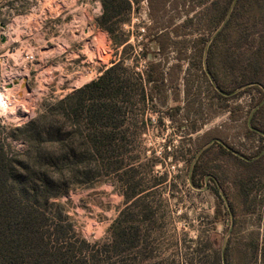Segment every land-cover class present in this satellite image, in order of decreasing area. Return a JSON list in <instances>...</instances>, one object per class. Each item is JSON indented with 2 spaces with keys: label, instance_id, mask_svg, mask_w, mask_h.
Wrapping results in <instances>:
<instances>
[{
  "label": "rangeland",
  "instance_id": "obj_1",
  "mask_svg": "<svg viewBox=\"0 0 264 264\" xmlns=\"http://www.w3.org/2000/svg\"><path fill=\"white\" fill-rule=\"evenodd\" d=\"M42 1L53 5L60 0H0L2 24ZM78 1H98L101 9L83 25L85 32L92 27L94 33L68 40L70 49L82 51V59L88 60L85 66L93 61L97 67H110L123 56V47H117L98 24L101 1ZM129 1L131 8L122 0L117 2L120 12L111 24L116 23L114 37L128 38L133 47L124 55L126 66L141 70V137L130 148L141 154V215L146 206L155 213L152 225L158 229V243L166 249L160 257L170 258L187 234L193 240L210 238L222 251L229 246L230 264H264L261 251L255 255L256 245L260 249L264 244V109L260 108L264 95L249 83L256 78L264 88V40L256 39L262 45L253 44L254 49L249 45L252 35L264 38L263 20L257 18L248 25V5L242 4L225 27L237 0L217 26L203 0H157L161 10L155 13L156 19H152L149 0ZM224 5L215 8L216 20ZM70 21V17L44 20L40 32L47 42L29 43L25 48L34 61L8 68L10 64L4 67L0 59V126L13 129L28 124L82 87L76 82L68 87L40 85L30 69L39 55L59 47L56 38L65 35L62 31ZM161 32L166 34L162 38L165 50L157 41ZM12 48L14 52L17 46ZM14 58L19 63L21 53ZM9 71L17 73L15 81H5L12 75ZM3 100L9 104L3 105ZM254 125L257 131L251 130ZM125 130L133 132L135 127L126 124L121 128ZM214 138L239 156L217 142L209 145ZM8 142L15 153L27 149L23 141ZM125 181L123 172L112 174L93 187H73L52 202L62 206L81 239L102 243L112 239L113 226L129 205ZM141 225L145 228L149 223Z\"/></svg>",
  "mask_w": 264,
  "mask_h": 264
},
{
  "label": "trees",
  "instance_id": "obj_2",
  "mask_svg": "<svg viewBox=\"0 0 264 264\" xmlns=\"http://www.w3.org/2000/svg\"><path fill=\"white\" fill-rule=\"evenodd\" d=\"M100 1L103 14L98 24L117 47H123V56L30 123L13 129L0 126V264H230L229 246L222 251L210 238L193 240L187 234L170 258L159 255L166 249L158 243V229L152 225L155 213L146 206L141 215V154L130 148L141 137V70L126 66L124 55L133 48L129 39L114 37L116 23L111 21L120 12L117 2L121 0ZM122 1L131 8L129 0ZM224 1L203 0L216 26L233 2ZM156 2L149 0L152 19L161 10ZM222 3L216 20L214 10ZM242 4L248 5V25H254L257 18L264 23V0H237L225 27ZM165 35L157 36L163 50L167 48ZM251 38L250 50L264 40ZM249 83L264 95L261 80L250 78ZM145 95L143 91L144 101ZM260 108L264 109V102ZM126 124L135 130L121 131ZM9 140L23 141L27 149L15 153ZM120 172L126 176L129 205L113 226L112 239L102 243L81 239L62 206L52 201L73 187L90 188ZM132 208L134 213L126 218ZM141 223L149 225L144 228ZM260 251L264 259V244L260 249L256 245L255 255Z\"/></svg>",
  "mask_w": 264,
  "mask_h": 264
},
{
  "label": "crops",
  "instance_id": "obj_3",
  "mask_svg": "<svg viewBox=\"0 0 264 264\" xmlns=\"http://www.w3.org/2000/svg\"><path fill=\"white\" fill-rule=\"evenodd\" d=\"M100 9L101 6L98 1L93 4H86L78 0H60L53 5L47 1L40 2L38 6L33 7L26 14L15 16L6 25L1 24L0 28L3 30V32H0V50H3L0 54V59H3L1 63H4V67L7 66L6 64H10L8 68L25 65V61H27L25 56L29 54L25 50L28 44L47 42L40 32L43 28L42 24H45L44 20L70 17V23L62 31L65 35L56 38L59 47H54L52 50L39 55L37 62L32 64L30 69L36 72L35 79L41 82L40 85L44 86L50 83L67 87L75 82L79 83L80 86L90 83L97 79L108 66L101 64L97 67L95 66L96 62L93 61L88 62V66H85L88 60L82 59V51L70 49L68 40H82L83 33L88 35L90 32V35H92L94 33L92 27H90L89 32H85L83 25L94 20L96 12H100ZM44 30L47 29L44 28ZM93 40H97V37L95 36ZM92 42L94 43V41ZM12 46H17L16 51H11ZM18 53H21L22 56L19 63L14 58ZM59 55H64L62 60H52V58ZM10 59L14 60L13 65H11ZM72 65L74 67H67ZM9 73L12 74L11 77H6L7 79L4 78V80L6 79L7 82L15 81L17 73H11L10 71Z\"/></svg>",
  "mask_w": 264,
  "mask_h": 264
},
{
  "label": "water",
  "instance_id": "obj_4",
  "mask_svg": "<svg viewBox=\"0 0 264 264\" xmlns=\"http://www.w3.org/2000/svg\"><path fill=\"white\" fill-rule=\"evenodd\" d=\"M251 129L254 130V131H257V130L254 129V128H251ZM215 142L221 144V145H222L224 148H226L228 151H230V152H232L233 154L239 156V154H238L237 152H235L234 150H232L231 148H229L225 143H223L222 141H220V140L217 139V138L212 139V140L210 141L209 145H212V144H214ZM240 157L243 158V159H245V157H243V156H240ZM246 160H248V159H246Z\"/></svg>",
  "mask_w": 264,
  "mask_h": 264
},
{
  "label": "built area",
  "instance_id": "obj_5",
  "mask_svg": "<svg viewBox=\"0 0 264 264\" xmlns=\"http://www.w3.org/2000/svg\"><path fill=\"white\" fill-rule=\"evenodd\" d=\"M25 58H26V60H28L29 62H32V61H34V56H32V55H26L25 56ZM8 102V100H3V102H2V104L3 105H8L9 103H7Z\"/></svg>",
  "mask_w": 264,
  "mask_h": 264
}]
</instances>
